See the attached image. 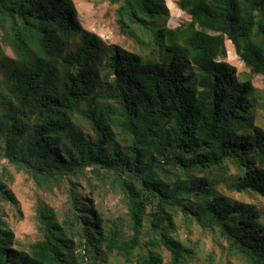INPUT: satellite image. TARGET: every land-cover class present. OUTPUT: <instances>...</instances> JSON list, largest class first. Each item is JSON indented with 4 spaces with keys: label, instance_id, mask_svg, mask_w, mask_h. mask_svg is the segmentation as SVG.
Here are the masks:
<instances>
[{
    "label": "trees",
    "instance_id": "1",
    "mask_svg": "<svg viewBox=\"0 0 264 264\" xmlns=\"http://www.w3.org/2000/svg\"><path fill=\"white\" fill-rule=\"evenodd\" d=\"M103 1L144 55L73 0H0V264H203L194 229L226 264H264V0H177L178 28L166 0ZM14 170L62 198L36 195L31 242Z\"/></svg>",
    "mask_w": 264,
    "mask_h": 264
},
{
    "label": "rangeland",
    "instance_id": "2",
    "mask_svg": "<svg viewBox=\"0 0 264 264\" xmlns=\"http://www.w3.org/2000/svg\"><path fill=\"white\" fill-rule=\"evenodd\" d=\"M170 9V18L167 21V25L170 28H178L184 23H188L190 18L187 14L181 11L177 6V0H166ZM76 9L78 11V17L82 26L89 32L99 35L104 41L109 44L118 45L130 52H136L140 55H144L141 48L136 47L135 44L121 34L115 17V6H111L108 2L103 0H73ZM228 51L227 59L225 60L229 65L235 67L238 75L246 74L248 70L237 56L233 44L230 41L226 42ZM4 54L10 58H13L12 52L3 47ZM253 85L261 92L264 93V80L262 76H256L253 78ZM263 102V101H261ZM259 124L264 127V110L258 111ZM12 175L15 177V183L13 190L20 202V215L18 218L12 216L11 225L18 239L24 242H31L36 237L34 216V206L38 201L36 195L42 196L44 201L52 205H60L61 195L57 194V197H53L46 193L37 191L34 185L28 182L24 176L18 174L15 170L12 171ZM260 207L264 208V200L259 201ZM107 204L115 208L119 205V198L116 194H111L107 198ZM190 235L186 232H181L183 239L188 238ZM193 241H198L200 249L203 253L200 255V259L203 264H226V260L222 257L220 248L216 247L213 238L208 235H203L198 229H194V233L189 237ZM211 254H214L213 259L209 258ZM213 262H212V261ZM233 264H238L236 260H232Z\"/></svg>",
    "mask_w": 264,
    "mask_h": 264
}]
</instances>
